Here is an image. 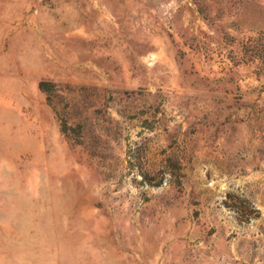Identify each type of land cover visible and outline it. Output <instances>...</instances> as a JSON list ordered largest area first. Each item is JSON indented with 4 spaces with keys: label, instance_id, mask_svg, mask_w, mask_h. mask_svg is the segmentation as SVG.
Segmentation results:
<instances>
[{
    "label": "rangeland",
    "instance_id": "rangeland-1",
    "mask_svg": "<svg viewBox=\"0 0 264 264\" xmlns=\"http://www.w3.org/2000/svg\"><path fill=\"white\" fill-rule=\"evenodd\" d=\"M0 264H264V0H0Z\"/></svg>",
    "mask_w": 264,
    "mask_h": 264
}]
</instances>
